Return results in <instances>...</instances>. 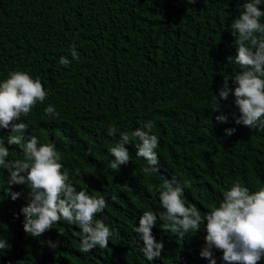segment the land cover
<instances>
[{
	"label": "trees",
	"instance_id": "trees-1",
	"mask_svg": "<svg viewBox=\"0 0 264 264\" xmlns=\"http://www.w3.org/2000/svg\"><path fill=\"white\" fill-rule=\"evenodd\" d=\"M243 2L0 0V81L23 71L49 93L22 117L29 123L25 135L55 143L77 190L106 199V209L94 219L114 229L108 248L88 253L78 250L79 229L66 222L31 237L23 231L20 213L29 189L14 185L12 191L21 193L15 201L0 190V238L10 245L0 264H210L200 255L203 231L181 240L162 231L158 221L152 233L164 251L150 262L132 229L143 211H163L158 193L149 188L166 178L189 181L185 201L202 214L236 182L250 191L264 187V130L237 125L239 112L231 98L215 103L223 77L239 71L226 57L236 54L229 29ZM73 43L80 59L65 68L59 57L71 60ZM49 104L60 113L58 119L44 116ZM221 113L228 116L226 123L215 119ZM147 120L154 121L159 138L160 171L141 172L147 162L136 156L135 139L126 145L129 164L111 169L108 148L121 132L131 134ZM109 125L116 127L115 136L107 134ZM229 128L236 129L231 136L225 134ZM8 135L0 129L5 144ZM9 147L10 159H23L18 146ZM6 180L0 169V186L6 187ZM48 240L60 243L52 249ZM214 255L216 264H223L222 253Z\"/></svg>",
	"mask_w": 264,
	"mask_h": 264
},
{
	"label": "clouds",
	"instance_id": "clouds-1",
	"mask_svg": "<svg viewBox=\"0 0 264 264\" xmlns=\"http://www.w3.org/2000/svg\"><path fill=\"white\" fill-rule=\"evenodd\" d=\"M195 3L196 0H187ZM264 0H245L242 11L230 24V33L234 38L236 54L226 57L229 64L234 63L239 71L230 79L223 77L215 103L229 101L239 112L235 117L237 125L250 129L264 130ZM71 60L66 56L59 57V65L67 68L73 60L79 61V53L73 43L69 49ZM231 81V86L230 82ZM41 81L33 79L23 71H12L8 77L0 81V129L8 130L5 144L0 136V169L7 173L6 187L0 190L13 201L21 196L20 192L12 191L14 185H24L28 204L21 208L23 214V231L31 237L39 238L54 228L59 222L76 226L79 229V251L88 253L96 248L101 250L109 247L114 229L102 220H95L107 207L103 196L97 197L86 190H77L70 181L69 172L64 170L63 156L55 143H40L35 135L26 136L29 123L22 120L28 117L38 104L48 98ZM220 111V106L213 112ZM44 116L49 120L59 118L60 113L49 104L43 109ZM215 119L226 123L228 116L221 113ZM155 123L145 121L141 127L129 134L121 132L119 141L108 148L114 159L110 162L111 169L119 171L121 166L130 162V151L126 145L138 140L135 145L136 156L143 158L147 164L141 169L144 175L159 172V138L153 134ZM235 128L225 129L231 136ZM117 129L109 125L107 134L115 136ZM7 145V146H6ZM18 146L23 159H10L12 149ZM92 154L91 148L88 149ZM80 175V169L75 170ZM127 186V185H125ZM187 180L177 183L175 178L165 179L162 184L149 188L158 193L163 211L158 214L145 210L139 217L138 226L133 232L138 240L143 241L140 251L148 261L160 258L164 251L163 241H158L152 233L153 227L170 232L183 240L186 236L205 233L204 244L200 255L207 258L210 264H216L214 253H222L223 264H262L264 262V187L250 191L240 182L234 183L223 192L219 204H212L203 214L195 204H187L184 198L185 189H190ZM116 200L115 194L111 197ZM19 214H17V218ZM58 235H63L58 231ZM43 243V242H42ZM59 241H47L52 249ZM10 245L7 239L0 238V256L4 255Z\"/></svg>",
	"mask_w": 264,
	"mask_h": 264
}]
</instances>
